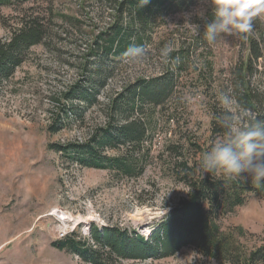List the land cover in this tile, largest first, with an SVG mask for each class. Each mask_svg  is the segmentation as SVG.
Here are the masks:
<instances>
[{"label": "rangeland", "instance_id": "rangeland-1", "mask_svg": "<svg viewBox=\"0 0 264 264\" xmlns=\"http://www.w3.org/2000/svg\"><path fill=\"white\" fill-rule=\"evenodd\" d=\"M105 4L26 0L0 9V38L22 18L38 16L48 26L43 43L28 51L12 77L0 80V264H90L72 251L57 249L52 242L72 232L88 237L91 225H114L146 237L187 194V187L172 178L167 162L201 159L204 150L225 140L210 138L211 108L230 109L232 129L239 128L251 113H244L232 87L235 65L253 50L249 51L246 39L239 36H222L213 44L204 39L211 0H197L188 10L167 16L156 28L154 41L144 48V55L122 58L107 81L91 90L95 94L89 103L66 99L62 94L72 85L85 83L87 74L95 69L93 58L86 69L84 64L92 31H100L113 20ZM189 24L199 25V34ZM248 37L257 39L260 57L251 58L247 79L263 113L264 14L254 18ZM179 44L189 47L190 56L183 71L175 74L173 94L166 103L174 120L167 122V113L155 114L154 133L146 140L152 158L142 176L127 179L106 169L82 167L49 148L52 143L82 141L92 128L102 126L108 99L137 78L169 71L161 49ZM222 95L233 103L222 104ZM56 113L60 118L53 124ZM51 125L58 130H52ZM159 154L161 158L155 157ZM219 223L223 229L243 227L253 233L251 241L264 239V198L249 195L243 205L220 217ZM118 264L225 263L183 247L173 256L121 260Z\"/></svg>", "mask_w": 264, "mask_h": 264}, {"label": "trees", "instance_id": "trees-1", "mask_svg": "<svg viewBox=\"0 0 264 264\" xmlns=\"http://www.w3.org/2000/svg\"><path fill=\"white\" fill-rule=\"evenodd\" d=\"M22 1L26 0H0V9ZM89 1L94 4L105 2L113 20L100 31H92L93 41L86 52L88 57L84 69L91 58L95 60V69L87 74L85 83L72 85L62 94L66 99L76 98L88 103L91 94H95L91 90L107 81L115 65L127 56L126 49L137 45L146 48L154 41L156 28L167 16L188 10L197 0H149L143 7L140 0ZM212 11L213 8L205 14L207 22L212 19ZM47 28L38 16L22 18L7 31L5 38H0V80L12 77L25 61L28 51L43 43L48 36ZM245 41L253 53L235 65L232 88L234 98L244 113L251 112L245 115L239 128H255L264 122V112L261 113L262 110L256 106L247 75L250 74L251 58L257 59L260 55L256 53L257 39L248 37ZM189 56V47L175 46L171 56L166 57L169 71L157 77L137 78L108 99L106 122L102 126L92 128L82 141L52 143L49 148L82 167L106 169L127 179L139 178L152 158L151 144L146 145V140L154 133L152 120L155 114L167 113V122L174 120L166 103L173 94L174 74L183 71ZM144 105L149 108L145 110ZM228 110L211 108L212 140L218 136L225 138L224 141L229 138L233 113ZM59 115L55 114L53 124ZM50 128L58 130L54 125ZM201 159L191 161L183 158L167 162L172 178L187 187V194L170 207L146 237L114 225H91L88 237L72 232L62 240L52 242V245L59 250L72 251L90 264L165 258L175 255L183 247H192L203 257L219 263L264 264V239L251 241L253 233L243 227L223 229L219 223L220 217L243 205L249 195L264 198V187H254L251 177L245 183L226 181L219 172L204 174L197 170Z\"/></svg>", "mask_w": 264, "mask_h": 264}, {"label": "clouds", "instance_id": "clouds-1", "mask_svg": "<svg viewBox=\"0 0 264 264\" xmlns=\"http://www.w3.org/2000/svg\"><path fill=\"white\" fill-rule=\"evenodd\" d=\"M147 3L149 0H140L141 7ZM211 5L212 19L204 30V39L209 44L215 43L222 36L247 39L253 31L254 18L264 14V0H211ZM182 15L187 17L189 13ZM199 15L203 17L204 12ZM188 26L199 34V25ZM171 53L170 46L162 47L163 56L170 57ZM125 55L134 59L141 58L144 48L142 45L129 47ZM221 102L225 106L233 103L225 95L221 96ZM197 170L204 174L219 172L226 181L247 183L248 177H251L254 187H264V122L255 128H233L226 141L210 146Z\"/></svg>", "mask_w": 264, "mask_h": 264}, {"label": "bare ground", "instance_id": "bare-ground-1", "mask_svg": "<svg viewBox=\"0 0 264 264\" xmlns=\"http://www.w3.org/2000/svg\"><path fill=\"white\" fill-rule=\"evenodd\" d=\"M159 16H160V14H159ZM148 28H149V27H148ZM151 28H152V27H151ZM151 28H150V29H151ZM148 32H149V31H148ZM144 37H145V36H144ZM87 57H88V56H87ZM174 75H175V74H174ZM169 84H170V83H169ZM171 84H172V83H171ZM167 92H168V91H167Z\"/></svg>", "mask_w": 264, "mask_h": 264}]
</instances>
